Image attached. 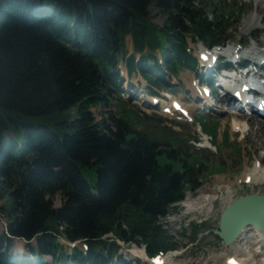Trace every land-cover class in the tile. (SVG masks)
Masks as SVG:
<instances>
[{
    "label": "trees",
    "instance_id": "1",
    "mask_svg": "<svg viewBox=\"0 0 264 264\" xmlns=\"http://www.w3.org/2000/svg\"><path fill=\"white\" fill-rule=\"evenodd\" d=\"M242 14L227 0H0V264H132L117 239L142 242L149 255L177 248L159 221L204 184L209 169L197 166L207 162L202 149L183 151L178 135L137 128L118 93L119 62L151 86L167 84L193 67L189 39L223 43ZM95 107L107 110L101 120ZM72 108L62 132L34 123ZM62 237L88 249L69 253ZM17 238L33 259L11 256Z\"/></svg>",
    "mask_w": 264,
    "mask_h": 264
},
{
    "label": "rangeland",
    "instance_id": "2",
    "mask_svg": "<svg viewBox=\"0 0 264 264\" xmlns=\"http://www.w3.org/2000/svg\"><path fill=\"white\" fill-rule=\"evenodd\" d=\"M227 1L238 5L243 14L240 17H235V19L232 18L233 21L230 19L232 24L229 25L230 28L227 31L228 41L226 46L242 47L243 50L247 49V51L254 47L258 48L257 50H264V0ZM252 16L254 21L257 20V23L252 29L246 31L245 26ZM151 20L158 26L163 25L164 22L163 16L154 8L151 9ZM254 33H257L256 36L253 35ZM127 47L129 52L132 53L133 43L129 36L127 37ZM191 47L193 53L197 55L198 51L206 46L202 43L192 42ZM121 69L125 87H123L124 89L121 90L120 94L122 99L127 103L126 107L138 117L137 128L147 131L149 135L154 137H170L171 134L178 135L183 141V151H187L188 155H191L195 150L202 148V153L204 154L202 160L208 163L205 166L203 165L202 168L201 166H197L200 169L204 167L209 169L206 178H203L204 184L194 191H188L186 197L194 201L210 197L211 202H207L206 208L204 207L202 211L193 212L184 208L182 202H180L171 208L170 214L165 219L159 221L169 241L177 244V248L172 251L174 258L171 260V263L224 264L228 256L237 255L244 258L246 264H264V240L261 237L257 238V235L254 233L251 234L252 231L246 232L244 238L241 239L242 241L231 247L224 246L220 238L213 231L218 226L222 210L229 204L227 201L228 197H231V200H233L250 193H264V182L259 183L256 179L246 182L245 178V175L250 173L255 167L258 169L264 167V145L258 148L253 147L255 134L251 130V127L254 125H259V121L264 123V118L247 117V120L241 121V132H237L233 123L237 119L240 121L242 117L234 115L233 112L231 113L230 110H235V106L229 107L227 104L216 105L204 117L196 116L198 110L205 111L203 110L205 107L192 104L195 97L192 84L197 83V80L194 76L195 72L191 70H184L179 75L169 78L170 84H176L172 93H169V90L166 91L165 89H162L160 92H162L164 98H168V96H182L185 100L189 99L192 115L196 116L194 117V121L165 114L161 111L160 107L150 109L148 105L151 104L147 103L149 98V93L146 92L147 86L141 85V88H137V81L141 79L140 76L135 74L132 77H128L124 65H122ZM131 83H134V86L128 91L127 85ZM93 111L98 120H101L102 116L107 112L103 107H95ZM76 115L75 109L72 108L65 112H58L54 117L49 119L34 120V123H46L62 132L63 122L72 120ZM199 118H206L205 122L203 120L200 122L208 133L214 135V138H211L213 144L209 143L210 141L207 140L209 137L201 132L199 124L195 122ZM225 128L226 131L224 132ZM225 138L229 142H225ZM195 139L200 142H197ZM259 158L263 162V165L260 167ZM84 176L91 185L94 184L96 180L94 172L86 170L84 171ZM62 200L61 196L57 195L54 198L55 207H60ZM5 225V221L0 215V230H3ZM120 243L122 247L119 252L125 257L124 259L136 261L134 251L136 249H143V243L139 241L127 244ZM256 246L261 247L259 248L260 254L256 258L252 256L254 258L252 260L249 257L251 256V252H247L253 251ZM11 254L14 257L27 255L25 243L22 240L15 239ZM46 259L48 261L52 260L51 257H46Z\"/></svg>",
    "mask_w": 264,
    "mask_h": 264
},
{
    "label": "water",
    "instance_id": "3",
    "mask_svg": "<svg viewBox=\"0 0 264 264\" xmlns=\"http://www.w3.org/2000/svg\"><path fill=\"white\" fill-rule=\"evenodd\" d=\"M249 227H257L264 232V194H247L233 200L222 211L214 233L228 246Z\"/></svg>",
    "mask_w": 264,
    "mask_h": 264
},
{
    "label": "bare ground",
    "instance_id": "4",
    "mask_svg": "<svg viewBox=\"0 0 264 264\" xmlns=\"http://www.w3.org/2000/svg\"><path fill=\"white\" fill-rule=\"evenodd\" d=\"M256 23H257V20L254 21L253 16H252L245 26L246 31L249 29H252L256 25ZM237 53H239V52H237ZM242 54L247 55V56L251 55L255 62L263 63V59H264V51L263 50H257L256 48H251L249 51L242 52ZM257 60H259V61H257ZM213 61H214V58L212 56H210L208 58V60H206L204 62H205V64L209 65ZM207 65H205L206 68L208 67ZM220 76H222L221 73H219L216 77H220ZM223 76L227 77V75H223ZM225 100L228 101L229 100L228 97H226ZM206 103L208 104V102H206ZM188 109H189V113H190L191 107H189ZM235 113H239V111H236ZM241 115H242L241 120L239 121L237 119L233 123V126L237 131H240L242 129V126H241L242 122L241 121L247 120L246 117L243 116V114H241ZM251 130L255 134V140L253 142V147L258 148V147H261L262 145H264V123L259 121V125L258 126L254 125L253 127H251ZM208 141H210V139ZM258 162H259V164L263 165V162L260 158H259ZM247 176H252L253 179L257 180V182L263 183L264 182V167L259 168V169L257 167H255L253 170L250 171V173L245 175V178H247ZM210 200H211L210 197H205V198L201 199L200 201L195 200L196 201L195 202L194 200L186 198L184 201H182V205L184 208L192 210L193 212H198L200 210L202 211L204 207L206 208L205 205ZM233 200H231V197H228V199H227V201L229 203H230V201H233ZM248 231H252L251 234L254 233L257 235V238L261 237V239L264 240V233L261 230H259L257 227H249V228L244 230L243 234L245 235L246 232L248 233ZM244 235H243V238H244ZM260 242H262V241H260ZM134 252L136 255H139V256H142L144 254L143 249H136ZM250 252H252L250 257H252V256L256 257V253L255 254L253 253L254 251H250ZM19 257H20V255H19ZM170 258H171V256H168V257H166V260L170 259ZM240 261L243 262L242 260H240Z\"/></svg>",
    "mask_w": 264,
    "mask_h": 264
}]
</instances>
